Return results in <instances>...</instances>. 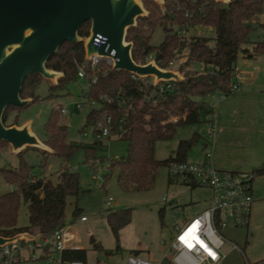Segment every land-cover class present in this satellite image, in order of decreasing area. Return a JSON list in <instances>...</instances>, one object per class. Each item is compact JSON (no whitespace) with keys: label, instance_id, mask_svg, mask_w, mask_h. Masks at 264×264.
<instances>
[{"label":"trees","instance_id":"16d2710c","mask_svg":"<svg viewBox=\"0 0 264 264\" xmlns=\"http://www.w3.org/2000/svg\"><path fill=\"white\" fill-rule=\"evenodd\" d=\"M202 5L204 13L200 14ZM145 7L149 16L140 18L137 26L127 34V42L133 43L134 61L144 63L145 58L153 54L157 65L163 69L169 68L174 60L183 56H188V62L180 68L185 80L173 82L174 90L162 97L157 87H143L125 71H113L109 67L97 74V83L90 90V99L95 100L100 107L91 110L87 120L94 126L100 116L110 115L113 119V136L128 142V155L112 161L108 168L118 170V184L127 192L151 189L161 168L169 167L174 162L187 161L195 139L181 141L175 157L165 161L155 158L157 142L174 138L181 126L200 123L202 113L209 115V106L201 101L206 96L232 95L230 86L235 82L240 56L245 59L264 57V42L254 44L252 50L247 47L250 44L249 34L263 13V0H232L229 4L200 0L198 4L189 6L192 18H187L177 10L175 0H164L162 5L147 1ZM157 26L163 27L166 37L159 47H153L150 39ZM176 27L212 28L215 35L213 39L191 34L181 37L175 32ZM89 33L90 23L82 26L78 32L81 38L89 37ZM211 41H214L213 45ZM84 60L83 41L63 44L46 64L47 69L63 74L58 84L52 85V89H66L70 82L78 78V66ZM201 65L205 67L204 73L194 69ZM43 81L38 74L30 75L23 84L21 97L33 98L34 102L39 100L35 92ZM102 96L112 102L104 101ZM11 108H7L4 113L5 125L9 117L7 111ZM59 117H62L60 110L54 108L46 124L47 140L44 143L55 155L69 159L78 147L67 144L68 129ZM96 144L102 142L96 141ZM5 147L8 145L0 141V154ZM42 153L50 154L43 150ZM253 174L254 179L264 175V169ZM0 177L14 188L0 196V236L13 237L24 232L50 236L66 226L68 198L78 197L81 190L77 173L65 168L54 184L46 178L35 177L31 168L22 161L19 168L0 169ZM22 200L28 204L30 215V227L26 229L18 228ZM78 213L77 209L74 216ZM129 223L128 209L109 215V224L116 237ZM95 247L99 248L98 245ZM133 253L136 256L139 252ZM65 257L88 263L85 250L66 252Z\"/></svg>","mask_w":264,"mask_h":264},{"label":"rangeland","instance_id":"374dc122","mask_svg":"<svg viewBox=\"0 0 264 264\" xmlns=\"http://www.w3.org/2000/svg\"><path fill=\"white\" fill-rule=\"evenodd\" d=\"M136 1L142 4L146 11L145 2H153ZM191 35L213 39L215 32L212 28L198 27ZM165 37L163 27L157 26L152 32L150 45L159 47ZM248 40L249 49L254 43L264 42V14L254 24ZM211 44L213 45L214 41H211ZM245 60L244 56H240L236 65L238 73L242 76L250 75L249 72L253 71L245 65ZM249 61L250 66L256 68V75L264 77V57ZM234 83H237V79ZM90 90L87 80L84 79H75L64 90L52 89V81L44 79L35 92L39 100L34 102L32 98L33 102L20 110L17 107L9 109L6 126L30 124L32 132L39 140L45 142L46 124L53 114V105H60L67 112L66 116L59 117L68 129L67 144L78 148L66 159L54 153L45 155L41 149L31 147L23 149L20 152L22 154L18 155L8 145L0 154V169L19 168L23 161L31 168L35 177L46 178L54 184L65 168L79 175L80 194L78 197L68 198L66 221L72 226V232L77 238L75 245L87 252L90 264L95 260L100 264H128V259L134 255L135 250H141V257L145 260L161 261L164 251L160 244L163 230L170 235L169 232L176 224L209 208L211 191L208 188H193L187 185L181 178L171 175L168 167L161 168L151 189L124 191L118 184V170L108 168L112 161L121 160L128 155L129 144L117 136L104 140L102 144H96L93 124L88 123L87 118L91 109H98L100 106L97 103L91 106L87 98ZM217 97L219 96L210 95L201 100L209 106L211 114L214 98ZM214 129V123L209 122L206 113H202L200 123L181 126L174 138L157 142L155 158L159 161L174 158L181 141L195 139L196 143L188 152L187 161L200 164L207 152L204 148L205 140H208L210 131ZM13 190L14 188L0 177V196ZM77 209L79 213L74 216ZM127 209L130 210V223L122 228L116 237L109 224V215ZM83 216L88 218L87 223L80 222ZM29 227L28 204L22 200L18 228ZM236 232L232 229L224 231L225 235L232 239L236 237ZM95 245L99 248L96 249ZM224 253L227 255L225 264H245L244 258L239 253L232 252L229 246H225ZM40 255L39 251L25 253V262L20 264H44L42 261L30 259L39 258Z\"/></svg>","mask_w":264,"mask_h":264},{"label":"water","instance_id":"95a60500","mask_svg":"<svg viewBox=\"0 0 264 264\" xmlns=\"http://www.w3.org/2000/svg\"><path fill=\"white\" fill-rule=\"evenodd\" d=\"M164 4V0H150ZM229 4L231 0H215ZM149 16L136 0H0V141L16 154L27 148L54 151L31 131L30 124L6 126L3 116L7 108H23L33 102L23 99L25 80L38 74L57 85L63 74L49 70L47 61L65 44L83 41L85 58L94 55L114 61L113 71H125L139 77H154L161 82L181 83L180 71L166 70L156 61L140 65L133 59V43L127 34L138 20ZM90 23L89 37L81 38L80 28ZM100 35L106 42L96 49L94 39ZM44 235L30 232L13 237L0 236V246L19 240L35 241Z\"/></svg>","mask_w":264,"mask_h":264},{"label":"built area","instance_id":"2783aa9c","mask_svg":"<svg viewBox=\"0 0 264 264\" xmlns=\"http://www.w3.org/2000/svg\"><path fill=\"white\" fill-rule=\"evenodd\" d=\"M182 1V2H180ZM200 0H175L177 10L184 13L187 18H192L190 5L198 4ZM199 13H204V6H200ZM195 29L191 27H176L175 32L181 37L188 36ZM106 42V38L97 35L94 39L93 46L96 49ZM155 61L154 55L151 54L145 58V62L137 64L146 65ZM188 62V56H183L174 60L166 70L180 71ZM114 61L108 57L99 58L94 55L91 59H86L78 66V79L87 80L90 88L97 83V74L104 71L105 68H113ZM194 69L201 73L205 72L203 65L199 69ZM181 72V71H180ZM90 74V76H89ZM181 75H183L181 73ZM141 86H155L159 90V96H165L174 90L173 82H161L155 85L154 77H139L131 74ZM240 89L238 83L230 86V91L234 92ZM87 98L91 106L97 103ZM104 101L111 103L107 97H101ZM221 100L228 98L227 95H219ZM122 103H125L124 101ZM98 104V103H97ZM60 110L61 116H66L67 112L60 105H53ZM96 110V109H91ZM213 114L208 115L209 122L213 123ZM93 134L96 141L103 142L113 136V119L110 115L100 116L93 126ZM214 130L210 131L212 136ZM87 136V134H85ZM213 152L208 150L202 163L174 162L171 163L169 171L171 175L179 177L184 183L194 186L208 188L211 191L210 206L197 216L176 224L170 235L167 231L162 232L160 244L163 247L162 260L170 264H224L227 255L224 253L225 246H229L232 251L239 252L244 257L243 250L233 241H230L224 231L227 229H248L255 198L252 190L254 179L253 173H240L235 171L218 170L213 166ZM192 186V185H191ZM111 201L108 202L110 204ZM81 223H87V217L80 218ZM33 234V233H32ZM37 235V234H34ZM41 240V242H39ZM77 238L72 232V226L59 228L52 235L39 238L35 241L19 240L13 243H7L0 246V264H20L25 262L24 255L28 252H40L39 258H30L33 261H42L44 264H90L81 261L68 260L65 253L69 251L80 250L75 245ZM91 264H100L95 260ZM128 264H161L151 260H145L139 256H130Z\"/></svg>","mask_w":264,"mask_h":264},{"label":"crops","instance_id":"0c3cea01","mask_svg":"<svg viewBox=\"0 0 264 264\" xmlns=\"http://www.w3.org/2000/svg\"><path fill=\"white\" fill-rule=\"evenodd\" d=\"M263 14L264 9L261 16ZM253 47L248 49L252 50ZM245 65L253 71L249 72L250 75L242 76L237 70L236 79L240 89L226 99L217 97L213 101L215 129L213 136L209 135L205 140L204 148L206 151L212 150L213 166L218 170L254 173L264 169V77L256 75V68L250 66L249 59L245 60ZM252 190L255 203L248 229L233 228L242 233L236 232L233 239L225 236L243 250L244 257L239 252H232L239 253L245 264H261L264 263V175L255 177ZM186 220L189 219L182 222ZM135 251L139 252L136 256H142L141 250ZM151 261L170 264L164 260Z\"/></svg>","mask_w":264,"mask_h":264}]
</instances>
